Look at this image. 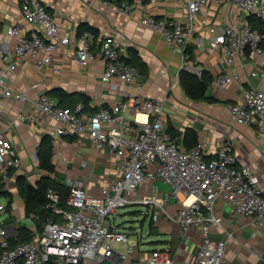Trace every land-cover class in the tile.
Instances as JSON below:
<instances>
[{"label": "built area", "instance_id": "built-area-1", "mask_svg": "<svg viewBox=\"0 0 264 264\" xmlns=\"http://www.w3.org/2000/svg\"><path fill=\"white\" fill-rule=\"evenodd\" d=\"M104 7L115 8L120 14H130L132 6L125 1L95 0ZM218 0H185V14L180 18L157 20L151 15L142 23L151 27L166 43L171 53L179 58V69L200 76L202 70L188 63V47L194 39L197 18L207 6ZM230 9H237L232 20L223 17L220 32L209 42L211 51L220 49L225 65L232 67L244 52L255 64H259L263 35L253 29L248 16L264 19V0H221ZM23 19L38 31L24 34L22 26L15 24L4 31L13 38L11 51L0 43V56L12 55L16 60L33 59L38 66L48 65L59 47L75 44L74 59L80 67H87L96 57L104 63L100 80L104 83L116 77L124 84L138 81L139 72L131 64L121 60V33L105 35L93 52L94 35L84 31L79 36L63 32L61 26L48 13L40 0H23ZM213 31V29H211ZM199 50L206 48L201 38L195 40ZM252 76L262 75L256 71ZM240 81L237 74H221L213 80L217 88H226L233 81ZM40 86L36 83L33 87ZM0 96L18 102L31 101L35 110L44 113L59 125L52 131L55 136L87 134L93 146L107 151L119 160V168L112 181L102 187L99 195L91 193L78 179L67 178L63 185L69 190L65 206L55 190H48L45 208L61 221L48 219L42 231L24 242L10 245V234L5 223L6 205L0 203V264H98L114 255L115 247L130 244L129 235L115 228L111 217L118 208L139 204L153 208L152 215L163 216L177 224L181 233L189 238L191 230H197L201 244L192 258V264H221L234 232L225 230L222 217L217 214L216 203H229L235 215L248 220L251 226L264 227V196L258 178L249 166H237V156L229 141H219L212 157L207 159V140L185 149L172 139L162 119L163 103L153 98L135 100L141 104L145 120H129L124 111L127 103L120 102L112 108L101 107L86 113L85 104L78 102L73 108L60 106L45 93L30 98L26 90H12L0 76ZM231 116L238 124L259 127L264 131V91L254 87L242 88L238 100L228 105ZM36 119L35 112L19 114L20 122ZM20 159L13 143L0 129V183H10V170L18 168ZM40 177V176H38ZM159 180L167 186L160 194H142L136 191L146 180ZM175 199L176 209L168 205ZM144 214L149 215L145 210ZM226 234L224 239H213L214 229ZM130 264H181L170 250H140ZM186 264V263H185Z\"/></svg>", "mask_w": 264, "mask_h": 264}, {"label": "crops", "instance_id": "crops-1", "mask_svg": "<svg viewBox=\"0 0 264 264\" xmlns=\"http://www.w3.org/2000/svg\"><path fill=\"white\" fill-rule=\"evenodd\" d=\"M23 0H0V29L20 24L24 34L38 31L27 23L21 15ZM48 13L61 26L63 32L77 35L78 29L86 26L94 35V53L98 41L105 35L121 33V60L135 65L139 72L138 81L127 85L113 77L107 83L100 80L104 63L96 57L87 67H80L74 59L75 44L59 47L53 54L50 64L38 66L33 59L16 60L12 55L0 56V76L6 86L12 90H26L30 98L45 93L61 105H74L82 98L87 99L86 113L105 107L112 108L120 102L127 103L124 115L129 120H145L141 104L135 100L153 98L163 103L162 119L166 130L172 127L177 133L176 143L182 148H189L197 142L207 140L209 148L206 157H212L219 141H229L237 156V166H249L258 178V185L264 196V131L259 127L238 124L230 114L228 105L238 100L242 88L254 87L264 91V19H262L261 54L259 64L242 53L232 67L225 65L220 49L211 51L208 42L214 34L220 32L223 17L230 22L237 9H230L223 1L210 3L198 16L194 39L188 47V63L206 71L211 83L205 91V98L194 100L188 97L180 85L179 58L170 52L165 41L149 26L142 23V18L151 15L157 20L180 18L185 14V0H118L132 6L130 14H120L115 8L104 7L95 0H40ZM213 29V31H211ZM79 36V35H77ZM201 38L206 48L199 50L195 40ZM7 50L14 45L13 38L0 37ZM96 56L98 54L96 53ZM129 62V63H128ZM262 75L252 76V72ZM237 74L240 81L231 82L226 88H217L213 80L221 74ZM40 83V86L33 87ZM75 106V105H74ZM35 112L33 122L18 120L19 114ZM59 125L50 116L37 112L31 101L18 102L15 99L0 96V129L9 139L20 159L18 168L11 169L10 183L5 188L12 194L11 206H6L5 223L10 234H16L20 224L17 219L24 213V202L16 189V178L25 176L35 184L38 176L48 175L39 167L37 151L45 136L52 138V163L54 173L49 174L54 180L63 183L67 178L78 179L91 193L99 195L102 187L108 185L119 168V160L107 151L96 149L87 134L55 136L52 131ZM1 167V166H0ZM167 186L159 180L146 179L136 191L142 194H160ZM6 199L5 205L9 198ZM217 214L222 217L225 230L234 232L221 264H264V227L250 225L242 216L235 215L232 206L224 201L216 203ZM174 211V203L168 205ZM116 214H114V217ZM150 234L163 236V240L151 241L150 249H168L181 264H192L200 244L201 237L197 230L184 236L177 224L167 221L163 216L151 215ZM113 217V218H114ZM26 218V217H25ZM35 229V225L33 227ZM213 239H224L223 230L214 229ZM130 244H122V249L115 248L114 255L98 264H130L138 258L139 251ZM164 243V244H161ZM141 249V245L137 242ZM145 251V250H144Z\"/></svg>", "mask_w": 264, "mask_h": 264}, {"label": "trees", "instance_id": "trees-1", "mask_svg": "<svg viewBox=\"0 0 264 264\" xmlns=\"http://www.w3.org/2000/svg\"><path fill=\"white\" fill-rule=\"evenodd\" d=\"M118 1V0H117ZM248 21L250 26L257 30L260 34H262V20L255 17L254 15L248 16ZM85 30H91L86 26L80 27L78 29L77 35H80ZM92 31V30H91ZM93 32V31H92ZM91 32V33H92ZM93 34V33H92ZM129 63V62H128ZM135 66V65H134ZM212 77L206 72L203 71L200 76H197L193 73L181 71L180 74V85L186 95L194 100L204 99L205 91L208 85L211 83ZM82 102L85 104L87 108V99L82 98L78 100L76 103ZM62 107L73 108L74 105H61ZM168 133L170 134L172 139H176L177 133L173 130L172 127L168 128ZM52 155H53V145L52 138L50 136L43 137L38 151L37 158L39 167L48 175H41L39 179L35 182V184L29 183L25 176H18L16 178V189L18 195L22 198L24 202V215L26 218H31L35 225V229H30L25 225H19L16 228V234L10 238V245L14 246L17 243L28 241L33 237L35 231H42L45 222L48 219H54L55 221H61V217L58 215H54L49 210L45 208L47 203L46 194L47 191L52 189L55 190L59 196L61 204L65 206L66 199L68 196L69 190L63 185L53 178L50 177L49 174L54 173V165L52 163ZM0 196L6 198H12V194L6 190L5 184L0 183ZM11 199L7 202V207L11 206Z\"/></svg>", "mask_w": 264, "mask_h": 264}, {"label": "rangeland", "instance_id": "rangeland-1", "mask_svg": "<svg viewBox=\"0 0 264 264\" xmlns=\"http://www.w3.org/2000/svg\"><path fill=\"white\" fill-rule=\"evenodd\" d=\"M126 117V115H125ZM127 118V117H126ZM6 199H2V202L5 204ZM175 199H171V203H174ZM149 211L148 214H144V211ZM153 208H148L143 205L134 204L129 205L125 207L118 208L115 212L116 216L113 218L111 217V223L115 226L117 229H121L125 231L130 239H132L135 242H139L141 245V249L146 250L149 249L151 241L156 239L163 240V236H156V234L152 233L150 234V221L152 219V212ZM158 215V214H157ZM19 218L21 220L17 219V221L20 222V224L25 225L26 227L33 229L34 223L31 218H25L24 213ZM164 244V243H161ZM122 244L117 245V248L122 249ZM115 247V248H116Z\"/></svg>", "mask_w": 264, "mask_h": 264}]
</instances>
